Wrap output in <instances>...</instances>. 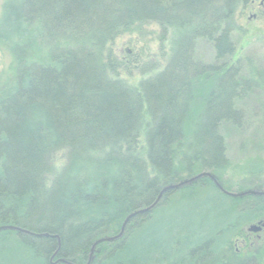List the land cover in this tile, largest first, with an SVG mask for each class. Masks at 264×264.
Returning a JSON list of instances; mask_svg holds the SVG:
<instances>
[{"label":"trees","instance_id":"1","mask_svg":"<svg viewBox=\"0 0 264 264\" xmlns=\"http://www.w3.org/2000/svg\"><path fill=\"white\" fill-rule=\"evenodd\" d=\"M250 1L3 0L13 76L0 89V226L29 233L0 230V264H86L95 241L201 172L229 192L264 188V165H232L220 133L241 128L238 103L264 89V71L234 58L236 12ZM148 23L168 59L131 85L111 45ZM199 39L214 63L195 60ZM263 216L264 196L232 197L203 176L163 192L119 239L97 244L90 264H261L264 241L243 255L233 243Z\"/></svg>","mask_w":264,"mask_h":264},{"label":"rangeland","instance_id":"2","mask_svg":"<svg viewBox=\"0 0 264 264\" xmlns=\"http://www.w3.org/2000/svg\"><path fill=\"white\" fill-rule=\"evenodd\" d=\"M2 2L3 0H0V12ZM257 5H259V0H255L253 5L249 2L246 7L238 9L235 16L238 29L232 33V40L235 44L234 58L241 59L243 68L248 69V71L250 68L252 72L264 71V19L261 17L252 18L251 12L253 10L250 11L251 8L256 9ZM157 36L158 27L148 23L143 26L142 34L124 33L115 38L111 48L118 59L123 62L119 71V78L131 85H137L141 78L155 74L164 67L168 59L167 45L163 44L160 50ZM194 58L204 64L214 63L215 53L211 43L199 39L195 46ZM136 59L140 60L137 64L133 63ZM233 59L231 60L234 61ZM145 66L149 68V71L146 73L139 72ZM124 69H126V73L123 71ZM12 76L11 53L7 46L0 43V89L9 83ZM248 76L250 78L249 74ZM238 106L246 115L241 128L228 123L220 126V133L225 141L227 158L234 166L247 165L252 162H260L264 165V89L255 88L249 96L244 97L238 103ZM64 161L65 151H58L53 154L52 162L55 167L59 168ZM250 182L251 180L246 179L242 184L247 185ZM234 189L236 190L237 187ZM257 221H251L242 227L236 240V247L241 251L259 252V246L262 245L263 241L256 246H246L243 242L247 234L254 236V234L260 233L257 230L261 223ZM252 226L258 229H252ZM259 256L262 260L261 264H264V253L260 252Z\"/></svg>","mask_w":264,"mask_h":264},{"label":"water","instance_id":"3","mask_svg":"<svg viewBox=\"0 0 264 264\" xmlns=\"http://www.w3.org/2000/svg\"><path fill=\"white\" fill-rule=\"evenodd\" d=\"M203 176H207V177L211 178L214 181L216 187L221 192L226 193V194H228L229 196H232V197H243L244 195H249V194L264 196V188L259 190V191L247 189V190H244V191H241V192H229V191H227V190H225L223 188V186L221 185L220 181L213 174H211L210 172H201V173H199L197 175L191 176L189 178H185V179L180 180V181H178L176 183L169 184V185L165 186L161 190V192L157 196L156 200L150 206L135 210L134 212L130 213L126 217V219H125L124 223L122 224L121 229H120V231H119V233L117 235H115V236H106V237H103V238L95 241L93 246H92V250H91L90 256H89L88 261H87L86 264H90L91 263L92 258H93V250H94V247L97 244H99L101 242H104V241H113V240L119 239L124 234V230H125V226H126L125 223L130 218L134 217L135 215L147 212V211L151 210L152 208H154L156 206V204L159 202V200L161 199L163 192H166V191L171 190V189L182 188V187H184L186 185L194 183L195 181H197L199 178H201ZM256 228L254 226H252V229H256ZM3 229H14V230H19V231H21L23 233H29L26 230H21L20 228H16V227H10V226L9 227H3V226H0V230H3ZM58 262H62V263H66V264H73V263H71L69 261H66L64 259H60V260H58Z\"/></svg>","mask_w":264,"mask_h":264},{"label":"flooded vegetation","instance_id":"4","mask_svg":"<svg viewBox=\"0 0 264 264\" xmlns=\"http://www.w3.org/2000/svg\"><path fill=\"white\" fill-rule=\"evenodd\" d=\"M250 3L253 5V3H255V0H251ZM250 11H252L251 12L252 13L251 17L252 18L257 19V18L261 17V18L264 19V0H259V5H257L256 9H252L251 8ZM256 220H258L257 222L260 221V223H261L260 228L257 230V232H260V233L259 234H254V236L253 235L249 236L247 234V236L243 240V242H244V244L246 246H251V245L256 246V245H258V243L264 241V216L260 217V218H258ZM236 240H237V238H235L234 243H233V247L235 249V252L238 253V254H242V255L245 254L246 252L241 251L238 247H236Z\"/></svg>","mask_w":264,"mask_h":264}]
</instances>
